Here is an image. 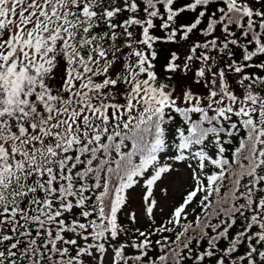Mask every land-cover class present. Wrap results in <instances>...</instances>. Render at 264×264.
I'll return each mask as SVG.
<instances>
[{
	"label": "snow or ice",
	"instance_id": "1",
	"mask_svg": "<svg viewBox=\"0 0 264 264\" xmlns=\"http://www.w3.org/2000/svg\"><path fill=\"white\" fill-rule=\"evenodd\" d=\"M0 264H264V0H0Z\"/></svg>",
	"mask_w": 264,
	"mask_h": 264
},
{
	"label": "rangeland",
	"instance_id": "2",
	"mask_svg": "<svg viewBox=\"0 0 264 264\" xmlns=\"http://www.w3.org/2000/svg\"><path fill=\"white\" fill-rule=\"evenodd\" d=\"M189 172L183 165H177L172 173L165 176L155 188V196L157 199L156 219L163 220L170 212L173 205L180 200L188 187ZM165 190V191H162ZM142 188L136 186L134 190L128 193V203L126 209H135L140 223L137 226L143 227L145 222L141 215L142 207ZM195 207V205H193ZM191 211V210H190ZM198 211V209H197ZM122 222L127 223L126 217L122 214Z\"/></svg>",
	"mask_w": 264,
	"mask_h": 264
},
{
	"label": "trees",
	"instance_id": "3",
	"mask_svg": "<svg viewBox=\"0 0 264 264\" xmlns=\"http://www.w3.org/2000/svg\"><path fill=\"white\" fill-rule=\"evenodd\" d=\"M167 48H168V46L165 45V46H164V49L161 51V55H160V60H161V62H162L163 59H164V51H165ZM157 251H158V249H157Z\"/></svg>",
	"mask_w": 264,
	"mask_h": 264
}]
</instances>
